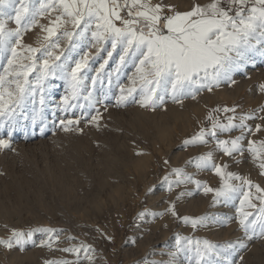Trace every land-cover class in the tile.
Wrapping results in <instances>:
<instances>
[{
	"label": "rangeland",
	"instance_id": "obj_1",
	"mask_svg": "<svg viewBox=\"0 0 264 264\" xmlns=\"http://www.w3.org/2000/svg\"><path fill=\"white\" fill-rule=\"evenodd\" d=\"M194 2L208 0H164L181 11ZM40 23L48 25L49 18H41ZM8 27L16 25L9 21ZM44 35L39 27L33 28L24 33L23 43L38 47ZM126 71L125 86L134 69ZM233 80L235 83H221L180 103L168 97L156 108L139 103L117 105L120 93L114 88L110 99L96 104L78 125L64 131L60 121L75 120L82 112L75 108L65 113L58 107L67 86L50 77L43 106L37 92L35 105L31 98L27 101L11 137L8 128L0 129V138L10 139V147L0 149V240H9L13 230L24 234L22 244L12 240V248L0 245V264L63 260L73 264H189L188 254L177 252L178 238L221 245L242 241L246 247L238 248L232 257L236 264H264V237L247 239L238 223L239 198L227 204L220 198L214 203V193H204L190 183L169 190L164 179L175 180L169 174L181 168L208 187L219 188L221 178L211 168L197 170L194 163V158L211 151L214 164L227 165L225 171L264 188L260 161L253 160L247 143L264 141V120L245 121L252 132H246L241 141L243 154L224 155L210 137H206L207 144L184 143L202 128L211 129L209 115L221 123L234 116L236 124L245 114L264 116V92L260 90L264 57L255 54L251 63L233 74ZM134 95L137 101L141 99ZM96 96L101 98L99 86ZM33 107H43V122L38 119L33 124ZM224 108H235V112H224ZM97 111L99 120L90 123ZM257 124L261 125L259 132ZM240 134L236 129L219 133L218 139L231 140ZM250 191L258 205L255 188ZM182 192L191 194L181 196ZM169 205L174 206L175 216L168 211ZM201 216L210 219L195 228L182 219ZM82 245L89 246L91 260L83 251L78 255L62 251Z\"/></svg>",
	"mask_w": 264,
	"mask_h": 264
},
{
	"label": "snow or ice",
	"instance_id": "obj_2",
	"mask_svg": "<svg viewBox=\"0 0 264 264\" xmlns=\"http://www.w3.org/2000/svg\"><path fill=\"white\" fill-rule=\"evenodd\" d=\"M45 17L49 18L48 25L40 23ZM9 21L16 27L9 28ZM36 27L45 33L38 47L24 44V33ZM255 54L264 57V0H208L194 2L183 11L164 0H0V129L8 128L10 138L27 101L31 98L35 105L37 92L43 106L50 77L63 80L67 86V94L58 107L65 113L81 109L82 116L60 121L63 130L70 131L72 125H78L90 114L89 109L110 99L114 88H119L120 93L116 96L117 105L139 103L141 107L156 108L168 97L180 103L183 98L194 99L202 90L211 91L221 83H235L233 74L251 63ZM129 68L134 71L125 86L122 78ZM260 90L264 92V84ZM134 94L141 99L137 101ZM222 111L234 113L235 108ZM257 118L264 120V116L257 117L253 112L241 116L236 124L234 116L227 117V123H221L209 115L211 129L202 128L184 143L207 144L206 137H210L224 155L243 154L241 141L246 132H252L245 121ZM38 119L43 122V107H33V124ZM98 120L97 111L90 123ZM236 129L241 130L239 136L218 139L219 133ZM255 130L259 132L261 125L257 124ZM247 143L248 152L254 161H260L258 166L264 175V141L248 140ZM9 147L10 139L0 138V149ZM194 163L197 170L211 168L221 178V186L208 187L183 169L175 168L169 174L175 180L164 178L169 190L173 185L190 183L197 189L202 188L204 193H214V203L220 198L226 204L239 198L238 223L244 236L249 240L264 237V188L225 171L227 165L214 164L211 151L194 158ZM252 188L258 194L255 196L258 205L253 203ZM190 194L180 193L181 196ZM246 207L253 211H244ZM168 211L176 215L173 205H169ZM182 219L195 228L204 225L210 217ZM23 239V233L13 230L12 237L0 240V245L12 248V240L22 244ZM244 247L242 241L221 245L207 240L177 239V252L188 254L189 264H236L232 257L238 248ZM62 251L77 255L83 251L88 260L92 259L86 245Z\"/></svg>",
	"mask_w": 264,
	"mask_h": 264
}]
</instances>
